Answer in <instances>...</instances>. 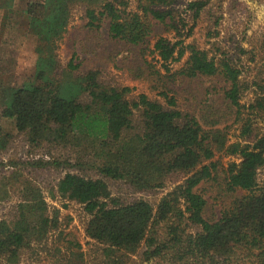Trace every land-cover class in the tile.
<instances>
[{
  "label": "trees",
  "instance_id": "16d2710c",
  "mask_svg": "<svg viewBox=\"0 0 264 264\" xmlns=\"http://www.w3.org/2000/svg\"><path fill=\"white\" fill-rule=\"evenodd\" d=\"M130 1L26 0L20 8L16 0H0L2 24L19 13L36 53L32 73L20 84L6 80L0 70V118L12 126L11 132L0 127V201L17 198L11 212L0 217V264H18L25 248L57 226V214L47 213L35 181L40 169L62 172L54 191L82 206L88 216L85 235L102 245L103 264H127L141 246L144 262L264 264V174H258L264 167V133L253 132L251 117H242L240 97L248 84L240 81L241 70L231 57L215 60L180 38L184 23L178 7L195 20L207 1L133 0L134 9ZM78 4L88 27L97 29L105 21L109 38L141 54L155 26L174 32L176 40L160 35L152 44L150 53L160 67L168 73L169 64L186 55L179 77L217 79L218 90L203 89L195 115L175 108L172 98L167 105L145 94L129 99L128 87L101 80L98 70L75 72L72 59L61 67L56 41ZM259 47L264 53V34ZM129 69L138 79L162 76L142 58ZM250 83L264 88L257 80ZM246 110L254 117L261 113L264 96ZM229 120L242 121L239 140H227ZM17 138L25 155L4 159ZM217 153L237 158L223 172L224 190L236 194L217 218H205L206 200L196 189L216 172ZM106 180L134 192L158 190L168 180L175 184L154 208L143 199H117Z\"/></svg>",
  "mask_w": 264,
  "mask_h": 264
},
{
  "label": "rangeland",
  "instance_id": "374dc122",
  "mask_svg": "<svg viewBox=\"0 0 264 264\" xmlns=\"http://www.w3.org/2000/svg\"><path fill=\"white\" fill-rule=\"evenodd\" d=\"M25 1L16 0V3L23 8ZM206 1L205 7L195 20L191 17L190 11H184L183 5L178 7L176 14L184 23V27L180 29V38H184L186 44L192 43L206 50L209 56L215 57V60L223 58L222 56L233 59L235 66L241 70L240 81L248 84L240 97V103L244 105L241 110L242 117H251L253 132L263 134L264 110L254 117V114H249L246 110V106L256 97L264 96V88L258 89L250 83L252 80H257L264 87V53L259 47L264 34V0ZM129 7L134 9L133 0L130 1ZM83 14V7L79 4L75 5L71 10L65 33L56 41L54 52L61 67H65L72 59L73 63L77 64L75 72L98 70L101 80L112 85L128 87L129 99H136L139 94H145L148 98L167 105V98H172L175 101V108L190 114L196 113L195 102L198 101L197 97H200L204 88L218 90L220 83L217 79L189 81L179 77L176 72L182 67L186 55L181 61L169 64L168 73L160 67L157 56L150 53L152 44L160 35L171 41L176 40L174 32H166L160 25L155 26V33L149 38L148 49H144L141 54L137 48L120 46L117 41L109 38L105 21H101L97 29L88 27L87 19ZM2 15L3 11L0 9V70L4 72L6 80L20 84L33 71L36 60L35 43L29 35L25 34L22 23L24 18L19 17V13L13 16L8 25L6 20L2 24ZM180 26L181 24L178 25ZM191 26H193L191 35L185 37L186 30ZM141 58L162 75L161 79L156 76L146 80L134 78L132 69L129 67L132 63L140 62ZM164 93L167 94L166 97L163 96ZM241 123V120L233 124L230 120L227 121L229 142L239 140ZM0 127L6 132L12 130L10 122L3 118H0ZM22 147V142L17 138L8 147L7 154L2 157L4 159L9 156L18 157L19 153H23ZM41 155L47 157L45 154ZM235 159L237 158L234 156L217 153L213 159L217 162L216 172L212 173L211 179L197 186V192L206 200L205 218H217L224 206L236 194V192L224 190L226 186L223 180L226 165ZM61 173L53 169H40L35 174V181L47 204V213L50 216L55 212L57 214V226L44 239L35 241L25 248L20 254L18 264H103L102 245L85 235L84 229L88 216L82 206L54 191L56 178ZM258 174H264V167ZM106 183L111 195L117 199L124 202L143 199L154 208L175 184L174 181L168 180L166 185L158 190L134 192L120 181L106 180ZM16 201L15 194L7 200L0 201V217H6ZM142 250L141 246L135 255L129 256L127 264H166L158 259L144 262L139 256Z\"/></svg>",
  "mask_w": 264,
  "mask_h": 264
}]
</instances>
